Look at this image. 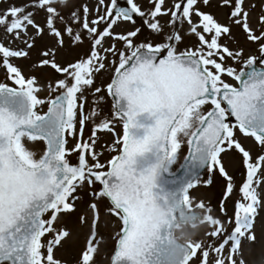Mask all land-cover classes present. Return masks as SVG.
<instances>
[{
	"label": "snow or ice",
	"instance_id": "6c2138e0",
	"mask_svg": "<svg viewBox=\"0 0 264 264\" xmlns=\"http://www.w3.org/2000/svg\"><path fill=\"white\" fill-rule=\"evenodd\" d=\"M0 264H264V0H0Z\"/></svg>",
	"mask_w": 264,
	"mask_h": 264
},
{
	"label": "rangeland",
	"instance_id": "374dc122",
	"mask_svg": "<svg viewBox=\"0 0 264 264\" xmlns=\"http://www.w3.org/2000/svg\"><path fill=\"white\" fill-rule=\"evenodd\" d=\"M116 131L118 133L122 134V127L120 125H117ZM112 138L113 137L111 135H108V136L105 137L106 141L107 140H111ZM185 151H186V148L182 149L181 156L184 154ZM110 155H111L110 153L105 152V156H104L105 161L110 158ZM73 162L75 163L74 159H73ZM230 171H232V169H230ZM211 178L213 179V184L212 185H209L207 187L201 186L196 191H194L192 193V195L194 197L203 199L206 203L210 204V206L214 210L213 214L219 216L220 215V210H219L217 205H218V200L220 198V188H219L220 178L217 175H215V174H213ZM237 179H239V175L238 174H237ZM188 202H189L190 207H191L192 210L202 211V212L206 213V215H207V210L202 208V206L196 204L195 201L188 200ZM230 210L231 209H229V211ZM209 223H211L210 217H209L208 223H206L205 225L197 224L195 226L187 225V226L181 227L178 230V232H177V236L182 238L184 241H186L188 243L195 242L196 240H198L202 236V234L204 233V231L208 227ZM85 231H87V229H85ZM109 231H113V233H114V229H109ZM188 233H195V235L193 237H191V238H187V234ZM106 241H107V247L110 250L111 249V241L107 240V237H106ZM72 253H73V249H68L66 252H64V255L66 257H69V256L72 255ZM105 259H106V257L104 255H102L100 257V260L102 262Z\"/></svg>",
	"mask_w": 264,
	"mask_h": 264
},
{
	"label": "water",
	"instance_id": "95a60500",
	"mask_svg": "<svg viewBox=\"0 0 264 264\" xmlns=\"http://www.w3.org/2000/svg\"><path fill=\"white\" fill-rule=\"evenodd\" d=\"M150 219L154 223H164L170 228L171 237L177 243L184 244L183 242L175 239L174 233L176 229L183 224H194L199 220L200 222H205L206 218L201 213H195L189 210V206L185 201V206L179 212H173V205L169 201H157L150 204L147 209Z\"/></svg>",
	"mask_w": 264,
	"mask_h": 264
},
{
	"label": "clouds",
	"instance_id": "9594fccd",
	"mask_svg": "<svg viewBox=\"0 0 264 264\" xmlns=\"http://www.w3.org/2000/svg\"><path fill=\"white\" fill-rule=\"evenodd\" d=\"M195 235V233H188L187 234V238H191V237H193Z\"/></svg>",
	"mask_w": 264,
	"mask_h": 264
}]
</instances>
